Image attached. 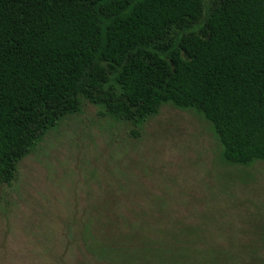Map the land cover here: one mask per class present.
Listing matches in <instances>:
<instances>
[{
  "label": "trees",
  "instance_id": "1",
  "mask_svg": "<svg viewBox=\"0 0 264 264\" xmlns=\"http://www.w3.org/2000/svg\"><path fill=\"white\" fill-rule=\"evenodd\" d=\"M85 101L137 127L195 109L225 160L264 162V0H0V186ZM99 226V258L174 264V237Z\"/></svg>",
  "mask_w": 264,
  "mask_h": 264
},
{
  "label": "rangeland",
  "instance_id": "2",
  "mask_svg": "<svg viewBox=\"0 0 264 264\" xmlns=\"http://www.w3.org/2000/svg\"><path fill=\"white\" fill-rule=\"evenodd\" d=\"M103 112L85 101L0 186V264H116L93 254L102 222L174 237V264H264L262 160H225L195 109L166 104L140 127Z\"/></svg>",
  "mask_w": 264,
  "mask_h": 264
}]
</instances>
